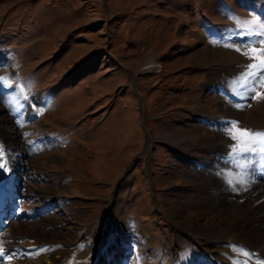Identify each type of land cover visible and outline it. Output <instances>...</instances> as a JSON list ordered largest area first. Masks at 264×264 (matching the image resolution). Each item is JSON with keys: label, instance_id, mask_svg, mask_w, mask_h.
I'll return each mask as SVG.
<instances>
[{"label": "rangeland", "instance_id": "1", "mask_svg": "<svg viewBox=\"0 0 264 264\" xmlns=\"http://www.w3.org/2000/svg\"><path fill=\"white\" fill-rule=\"evenodd\" d=\"M254 20L264 0H0V264H264L230 194L264 181L226 132L264 133Z\"/></svg>", "mask_w": 264, "mask_h": 264}, {"label": "bare ground", "instance_id": "2", "mask_svg": "<svg viewBox=\"0 0 264 264\" xmlns=\"http://www.w3.org/2000/svg\"><path fill=\"white\" fill-rule=\"evenodd\" d=\"M203 55L205 56L206 54L196 53V54H194L193 59L196 61H199L202 58H204L202 60L207 59ZM229 56H232V55H230L228 53L219 54L218 57H220V63H222V62L223 63H233L232 61H235V59L237 60V56H232L233 58H231V59H229ZM232 107H233V109L231 110V112L228 116L231 115L232 117H239V118H240V116L241 117L244 116V113L241 112V110H239L238 106H232ZM2 118L5 119V117H2ZM2 121L0 119V124L2 123ZM5 121L7 122L6 119H5ZM232 172H233L232 174H234L235 184H234L233 191H232V189L229 188L231 190V192H230V194L232 196L231 199H234L233 203L231 202L234 205H231V206L234 207V213L235 214L241 213V214H244L246 217L251 216V219L254 222V224L251 225L252 232L254 234H256V236L259 235V237H261V239L259 240V245H260V247L263 248V251H264V188L262 186H260L259 184H253L250 182L247 183V181L245 179H243L240 175L238 177V173H237L238 171L236 172V170H235ZM241 178L244 180V183L243 184L237 183V180H240ZM224 198L227 199L228 197H224ZM236 200H241V201L245 202L244 204L247 203L249 205H246V206L238 205ZM262 200H263V202H262ZM220 212H222V211H220ZM12 227H13V225L10 226V228H12ZM222 233H225V228H223V227L213 233L214 235H213V237H212L213 239H211V241L215 242V243H212V245H211L212 248H214L216 250L219 248L217 245V240H220ZM17 239L19 240V237ZM216 250H215V252H216ZM176 252H177V250H176ZM217 252H219V250Z\"/></svg>", "mask_w": 264, "mask_h": 264}, {"label": "snow or ice", "instance_id": "3", "mask_svg": "<svg viewBox=\"0 0 264 264\" xmlns=\"http://www.w3.org/2000/svg\"><path fill=\"white\" fill-rule=\"evenodd\" d=\"M251 23L258 25V27L247 32L246 36L251 39L254 32L258 33L259 36L258 38L253 39V43L254 44H264V32L260 31L261 29H264V23L256 21V20L252 21ZM251 53H252V58L259 61L258 75L261 77H264V48L252 47ZM245 55H248V53L246 52ZM248 67L250 69L258 68L257 64H252V65H249ZM245 75H248V74L246 73ZM0 82H5V78H0ZM257 82H260V81L258 80ZM256 96L260 97L261 94L256 93ZM238 124L239 122L233 121V122H230V127L226 128V132L228 133L229 137L233 141H236V144L234 146H230L231 148L230 158H233L235 161H239L240 154L244 152L251 145L260 143L261 146H264V133H260V132L253 133L248 129H240ZM3 155H4L3 151L0 150V158H2ZM0 167H3L2 162H0ZM238 167L240 168L241 173H243L244 164L239 163ZM5 171H7V169H5ZM238 182L243 184L244 180L241 178ZM228 183L230 185H233V180L229 179ZM249 255L251 254L249 253ZM237 264H239V262H237Z\"/></svg>", "mask_w": 264, "mask_h": 264}, {"label": "water", "instance_id": "4", "mask_svg": "<svg viewBox=\"0 0 264 264\" xmlns=\"http://www.w3.org/2000/svg\"><path fill=\"white\" fill-rule=\"evenodd\" d=\"M141 113V112H140ZM142 116V115H141ZM140 116V120H141V125H142V117ZM144 129V131H145V133H147L146 132V128H145V126L144 125H142V130Z\"/></svg>", "mask_w": 264, "mask_h": 264}, {"label": "crops", "instance_id": "5", "mask_svg": "<svg viewBox=\"0 0 264 264\" xmlns=\"http://www.w3.org/2000/svg\"><path fill=\"white\" fill-rule=\"evenodd\" d=\"M197 36L199 37H202L201 33H197ZM203 38V37H202ZM204 39V38H203ZM228 65V64H227Z\"/></svg>", "mask_w": 264, "mask_h": 264}]
</instances>
